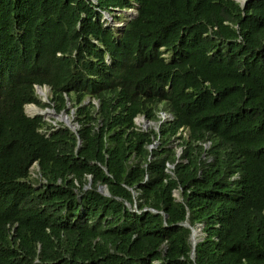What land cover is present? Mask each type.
<instances>
[{"label": "trees", "instance_id": "obj_1", "mask_svg": "<svg viewBox=\"0 0 264 264\" xmlns=\"http://www.w3.org/2000/svg\"><path fill=\"white\" fill-rule=\"evenodd\" d=\"M0 264H264V0H0Z\"/></svg>", "mask_w": 264, "mask_h": 264}, {"label": "rangeland", "instance_id": "obj_2", "mask_svg": "<svg viewBox=\"0 0 264 264\" xmlns=\"http://www.w3.org/2000/svg\"><path fill=\"white\" fill-rule=\"evenodd\" d=\"M133 10V9H132ZM135 10V9H134ZM117 12V14L118 15H120V13H119V11H116ZM123 14V13H122ZM124 16H123V18H121V19H117V20H113V19H110V14H108L107 12H105V18H107L110 22H111V24H113L116 28H120L121 26H123L125 23H126V21L127 20H129V16H128V14L127 13H125V14H123ZM112 17V16H111ZM41 87H43V86H41ZM44 87H47V99H45V97L44 96H42L41 94H40V92H39V95H38V98H39V100H40V102H41V104L42 105H45V107H41V106H39V105H37V104H34V103H31V104H27L26 105V107H25V110H26V113L28 114V115H30V112H31V110L33 109V108H35L36 106L37 107H40V108H46V109H49L52 113H53V116L51 115L50 116V118H47V117H45L46 118V120L48 121V122H50L52 125H54L56 128L57 127H60L61 125H66L65 124V122H63L62 120H58L59 119V116H61V115H68V118L70 119V121H71V125H75L76 127H77V121H76V116H75V114H74V109H72V106H70L69 105V110L71 111V112H69V111H65V112H63V113H60V114H58V116H56L57 115V113H55V111H54V108L52 107V106H46V104H48L49 103V101H50V99H51V96H52V92H51V89H50V87H48V86H44ZM33 105V106H32ZM28 106V107H27ZM31 106H32V108H31ZM35 106V107H34ZM56 118H58V119H56ZM144 120H145V118H144ZM137 124L139 125V126H141V127H143V128H145V129H147V128H149V127H155V125H156V123H154V122H148V121H143L142 120V118H139V119H137ZM156 128V127H155ZM181 153V148L180 147H178V153ZM37 169H38V166L37 165H34L33 167H32V169H31V171H32V174H33V177L34 176H36V173H37ZM176 196L177 197H179L180 196V194H179V192L177 191L176 192ZM200 227H202L201 225H199L198 227H196V232H197V242H198V240H200V238L202 237V235H203V232H202V229L200 228Z\"/></svg>", "mask_w": 264, "mask_h": 264}, {"label": "bare ground", "instance_id": "obj_3", "mask_svg": "<svg viewBox=\"0 0 264 264\" xmlns=\"http://www.w3.org/2000/svg\"><path fill=\"white\" fill-rule=\"evenodd\" d=\"M135 13H136L135 10H129V12H127V14L130 15V16H133ZM38 91L40 92V94L42 96L45 97V99H47V87H38ZM32 106H31V108H32ZM39 114H41V115H43L44 117H47V118H50L51 115L53 116V113L49 109L40 108V107H37V106L35 108H33L31 110V112H30V115L31 116H35V115H39ZM56 119H58V118H56ZM58 120H62L63 122H65V115L59 116V119ZM66 121H67V123L71 124V121H70L69 118H67ZM196 237H197V232H196V234L193 237V241L194 240L197 241V238Z\"/></svg>", "mask_w": 264, "mask_h": 264}, {"label": "water", "instance_id": "obj_4", "mask_svg": "<svg viewBox=\"0 0 264 264\" xmlns=\"http://www.w3.org/2000/svg\"><path fill=\"white\" fill-rule=\"evenodd\" d=\"M237 1H240V3L242 4V5H245L246 4V0H237ZM110 19H112V17L110 16ZM55 111V110H54ZM56 113V112H55ZM63 113V112H62ZM56 116H58V113H57V115ZM68 118V115H65V124L69 127V128H71L73 131H76V126L75 125H71V124H69V123H67V121H66V119ZM99 190L101 191V192H103V193H105V194H108V190H107V187L106 186H100L99 187ZM201 229H202V227H200ZM196 228H192V236L194 237V235L196 234ZM199 241V240H198ZM194 242V245L197 243V241L196 240H194L193 241Z\"/></svg>", "mask_w": 264, "mask_h": 264}, {"label": "clouds", "instance_id": "obj_5", "mask_svg": "<svg viewBox=\"0 0 264 264\" xmlns=\"http://www.w3.org/2000/svg\"><path fill=\"white\" fill-rule=\"evenodd\" d=\"M130 10H132V9H130ZM133 10H134V9H133ZM112 19H113V17H112ZM44 86H47V85H44ZM44 86H43V87H44ZM38 87H41V85H36V86H35L36 93L39 95ZM48 87H49V86H48ZM25 107H26V106H25ZM25 111H26V110H25ZM55 112H56V111H55ZM63 112H65V111H63ZM61 113H62V112H61ZM162 113L168 115L169 118H167V119H163V118L161 117V114H162ZM58 114H60V113H58ZM39 115H41V114H39ZM29 116H31V115H29ZM35 116H37V115H35ZM41 116H43V115H41ZM159 116H160V118H161V121H160V122L165 121V120H172V119H173V116H172L171 114H168L167 112H164V111L160 112V113H159ZM31 117H34V116H31ZM43 117H44V116H43ZM139 118H142L143 121H145V120L148 121L147 119L144 120V118H145L144 116H141V117H137V118L135 119L136 123H137V119H139ZM44 119L46 120L45 117H44ZM148 122L151 123L152 121H148ZM66 126H67V125H66ZM142 128H143V127H142ZM76 130H77V128H76ZM178 155H180V152L178 153ZM34 165H37V164H34ZM34 165H33V166H34ZM33 166H32V167H33ZM37 166H38V165H37ZM31 169H32V168H31ZM37 170H38V169H37ZM31 175H33V174H32V171H31ZM176 192H177V191H176ZM176 192H175V195H176Z\"/></svg>", "mask_w": 264, "mask_h": 264}, {"label": "built area", "instance_id": "obj_6", "mask_svg": "<svg viewBox=\"0 0 264 264\" xmlns=\"http://www.w3.org/2000/svg\"><path fill=\"white\" fill-rule=\"evenodd\" d=\"M161 117H162L163 119H167V118H169V116L166 115V114H164V113L161 114Z\"/></svg>", "mask_w": 264, "mask_h": 264}]
</instances>
